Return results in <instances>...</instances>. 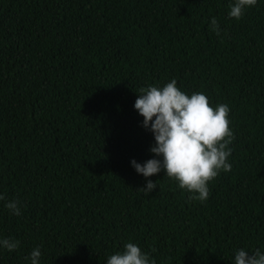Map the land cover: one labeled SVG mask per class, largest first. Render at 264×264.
<instances>
[{"label":"trees","instance_id":"obj_1","mask_svg":"<svg viewBox=\"0 0 264 264\" xmlns=\"http://www.w3.org/2000/svg\"><path fill=\"white\" fill-rule=\"evenodd\" d=\"M229 3L0 0V237L20 242L0 264H30L37 246L40 264H106L128 242L156 264L264 251V0L239 21ZM173 78L231 109L232 169L204 202L163 171L137 189L131 160L153 158L155 141L136 91Z\"/></svg>","mask_w":264,"mask_h":264},{"label":"clouds","instance_id":"obj_2","mask_svg":"<svg viewBox=\"0 0 264 264\" xmlns=\"http://www.w3.org/2000/svg\"><path fill=\"white\" fill-rule=\"evenodd\" d=\"M257 2L230 0L229 18L239 21L246 9ZM209 27L218 37L224 31L214 16ZM224 34L227 35L226 31ZM136 92L138 96L134 108L143 117L142 126L152 132L155 141L149 149L154 154L153 158L142 164L131 160L136 172L146 178V186L137 189L148 195L158 182L147 178L163 171L170 180L177 182L180 189L192 194L190 200L206 201L210 195L209 184L222 171L230 172L232 169L229 162L232 149L229 145L234 140V133L229 105L218 103L213 106L202 91L188 94L177 86L174 78L163 86L150 84ZM4 199L5 196L0 194V200ZM5 207L14 215H22L18 199L7 201ZM19 247L18 240L0 237V249L11 252ZM41 255L40 246H37L26 259L30 264H40ZM106 264H156V261L138 244L128 242L122 251L108 255ZM233 264H264V251L238 248Z\"/></svg>","mask_w":264,"mask_h":264}]
</instances>
